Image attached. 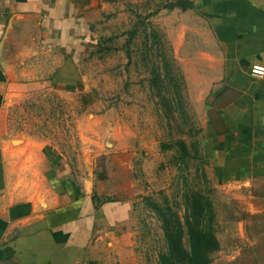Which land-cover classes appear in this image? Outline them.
Wrapping results in <instances>:
<instances>
[{"label": "crops", "instance_id": "0c3cea01", "mask_svg": "<svg viewBox=\"0 0 264 264\" xmlns=\"http://www.w3.org/2000/svg\"><path fill=\"white\" fill-rule=\"evenodd\" d=\"M190 1L194 8L171 12L203 20L214 53L201 86L206 155L216 180L238 198L252 195L261 211L264 75L252 68L264 67V0ZM110 9L105 0H0V264L122 260L107 237L132 220V200L114 197L127 189L128 161L115 156L99 174L76 172L56 146L12 134L5 124L13 95L83 87L82 56Z\"/></svg>", "mask_w": 264, "mask_h": 264}, {"label": "rangeland", "instance_id": "374dc122", "mask_svg": "<svg viewBox=\"0 0 264 264\" xmlns=\"http://www.w3.org/2000/svg\"><path fill=\"white\" fill-rule=\"evenodd\" d=\"M175 1L105 0L111 11L82 56L83 87L42 86L11 96L7 130L50 142L76 172L99 174L115 156L128 161L127 189L114 197L132 200V220L107 237L110 249L123 254L117 264H159L168 246L150 202L168 204L183 217L190 192L214 205L221 247L211 264H264V204L257 211L252 195L238 198L222 186L205 152L201 86L205 64L213 62L207 25L195 13L165 8ZM175 40H181L178 51ZM164 59L169 74L153 84Z\"/></svg>", "mask_w": 264, "mask_h": 264}, {"label": "trees", "instance_id": "16d2710c", "mask_svg": "<svg viewBox=\"0 0 264 264\" xmlns=\"http://www.w3.org/2000/svg\"><path fill=\"white\" fill-rule=\"evenodd\" d=\"M183 10L195 7L190 0L169 2L165 8ZM170 62L164 59L163 73L161 67L154 69L157 78H152L153 84L166 76L170 70ZM167 77V76H166ZM165 77V78H166ZM183 148L186 144L181 142ZM186 151V148H185ZM187 152V151H186ZM168 202V200H167ZM158 214L167 240V251L159 256V264H211L213 255L220 250L221 244L216 230V213L212 200L200 192L185 194V214L167 204L150 202ZM187 238V241L185 239Z\"/></svg>", "mask_w": 264, "mask_h": 264}, {"label": "built area", "instance_id": "2783aa9c", "mask_svg": "<svg viewBox=\"0 0 264 264\" xmlns=\"http://www.w3.org/2000/svg\"><path fill=\"white\" fill-rule=\"evenodd\" d=\"M252 74L255 77H261L264 75V67L263 66H254L252 68Z\"/></svg>", "mask_w": 264, "mask_h": 264}]
</instances>
